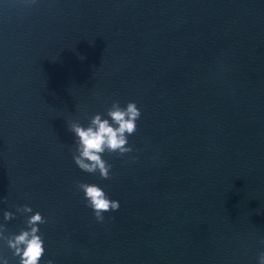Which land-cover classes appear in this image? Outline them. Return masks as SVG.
Listing matches in <instances>:
<instances>
[{"label":"clouds","instance_id":"9594fccd","mask_svg":"<svg viewBox=\"0 0 264 264\" xmlns=\"http://www.w3.org/2000/svg\"><path fill=\"white\" fill-rule=\"evenodd\" d=\"M106 116L108 118H103L101 113H97L90 118L86 127L79 122H72L68 127L75 136L76 147L72 157L75 165L89 174L98 172L99 177L104 180L110 179L111 165L103 159V155L107 152L124 156L133 152L128 137L137 131L141 111L133 101L122 107L118 100H114L107 108ZM76 187L83 193L86 207L92 210L97 222L104 221V213L115 212L120 207L119 202L110 199L97 184L78 182ZM16 211L22 215L33 213V209L28 205L17 207ZM3 218L9 221L15 218V214L4 211ZM46 222L37 211L27 216L24 221L26 229H21L18 234L5 235L7 229L5 225L0 224V240L5 241L13 256L19 258L18 264H40L45 248L38 226ZM260 243L264 245V239ZM4 264H8L6 258ZM47 264H53V261L48 260ZM258 264H264V251L258 254Z\"/></svg>","mask_w":264,"mask_h":264}]
</instances>
